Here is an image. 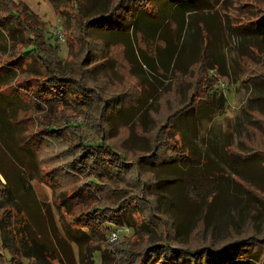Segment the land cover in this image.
I'll list each match as a JSON object with an SVG mask.
<instances>
[{
  "label": "trees",
  "instance_id": "16d2710c",
  "mask_svg": "<svg viewBox=\"0 0 264 264\" xmlns=\"http://www.w3.org/2000/svg\"><path fill=\"white\" fill-rule=\"evenodd\" d=\"M4 1L7 2L2 16L10 19L2 24V35V31L8 36L10 30L18 29L30 41L26 50L29 58L19 61L18 56L7 63L22 71L36 67L38 75L18 80L20 84L16 86L22 93L16 91V86L9 87L12 94L0 93V264H77L71 245L52 220L45 219L42 204L31 186L34 166V178L39 176L52 185L59 207L70 208L66 212L70 215L67 231H71L73 241L82 242L85 230L96 234L111 225H129V218L136 224L135 219L141 214L144 225L149 222L158 227L155 219L160 220L159 239L140 245L124 243L121 264H264V223L256 228L248 218L238 233L205 242L204 222L199 220L186 239L180 240L173 219L159 205L157 169L189 158L177 124L190 112L196 121L204 104L213 100L209 99L215 94L212 87L219 84L217 76L208 75L205 60L201 58L191 70L183 102L176 95H154L160 106L153 114L154 127L144 133L149 143L147 150L124 148L108 136L110 115L133 118L140 109L143 91L115 88L110 81L96 84V75L102 74L111 48L122 44L129 60L138 64L132 38L135 43L145 37L163 42L157 52L172 54L177 43L171 35L167 38L170 22L179 23L185 11L210 8L213 0H107L105 9L92 14L88 13L89 0H69L75 14L82 18L84 32L78 40L87 44L84 55L75 57L70 66L67 62L62 64L59 46L49 41L54 35L48 31L46 21L22 2ZM48 1L62 19L70 15L65 10V0ZM244 4V25L236 27L244 32L251 29L264 37V0ZM259 68L244 67V83L264 82V69ZM68 99L82 106H95L93 111L84 112L89 114L92 137L86 139L77 126L69 125L65 121L69 115L65 114L53 124L39 121L40 128L29 132L27 121L31 118L23 116L28 107L42 105L49 112L61 111ZM168 103L169 108L165 106ZM248 114L252 136L249 144L244 142L246 154L259 158L264 165V112L250 109ZM127 122L117 126H126ZM174 132L180 133L181 139H176ZM67 181L79 184L69 191L64 186ZM253 189L264 201V190ZM86 196L92 201L89 208L73 213L74 202L81 206L80 199ZM115 243L109 241L108 245Z\"/></svg>",
  "mask_w": 264,
  "mask_h": 264
},
{
  "label": "rangeland",
  "instance_id": "374dc122",
  "mask_svg": "<svg viewBox=\"0 0 264 264\" xmlns=\"http://www.w3.org/2000/svg\"><path fill=\"white\" fill-rule=\"evenodd\" d=\"M14 1L22 2L40 20L46 21L48 31L60 29L63 39L52 36L49 41L59 46L62 64L67 62L71 65L75 57L84 55L87 44H80L78 40L84 32L82 18L75 14L69 0H65V10L70 15H65L64 19L48 0ZM89 1L91 7L88 13L91 14L105 9L107 4V0ZM6 2L0 0V28L10 19L2 16ZM248 2L249 0H213L210 8L185 14L184 24L171 34L177 44L173 45L174 52L168 61L163 53L156 54L158 46H163L160 40L146 39L143 43L139 38L135 41V51L140 53L141 50L148 57H153V60L145 59L147 62L140 57L141 62L147 64L145 69L133 67L123 50L124 47L114 46L109 50L112 52L105 61V68L101 70L106 76L96 75V84L102 81L109 84L110 81V85L115 88L143 91L144 98L140 109L133 118L112 113L108 119V136L112 140H118L122 147L133 150L149 149L144 133L154 127L153 114L160 106L154 100V95L159 92L164 97L170 95L169 98L176 95L183 102L186 99L191 70L201 58L205 60L206 68L208 67V75L217 76L219 84L212 87L211 92L215 94L209 97L213 99L208 103L209 106L204 104L199 112L203 113L198 114L196 121L190 112L177 124L189 158L178 163L163 164L157 169L156 193L159 205L173 219L177 238L180 240L186 239L188 232L199 220L204 222L205 242L208 238L216 242L230 232L238 233L248 218L253 220L256 228L264 223V201L253 191L254 187L264 190V165L259 158L246 154L247 148L244 144H249L252 136L248 111L258 109L264 112V82L248 85L244 83L242 76V71L247 67L264 69V37L260 38L251 29L244 32L236 27L244 25L247 12L242 4L247 6ZM19 15L23 17L22 14ZM2 32L3 35L0 31V93L6 96L12 94L9 87L20 84V78L37 76L38 73L36 67L22 71L7 63L18 56L19 61L29 58L26 50L30 47V41L18 29L10 30L8 36ZM257 52H261L260 55ZM17 86L16 91L22 93ZM112 86L109 88L112 89ZM66 104L61 111L56 109L55 112L42 109V105L28 107L23 116L31 118V121H27L29 132L40 128L39 121L43 125L53 124L65 114L69 115L65 120L69 125L77 126L86 139L92 137L88 123L89 114L84 112L93 111L95 106H82L71 99ZM165 106L170 107L169 103ZM124 121H128L126 126H117ZM32 122V125H28ZM94 126L97 127L95 124ZM174 135L176 139H181L180 133L174 132ZM31 174V186L42 204L45 219L52 220L59 234L71 245L77 264H80V259L81 264H121L124 243L140 245L159 239L160 220L155 219L159 222L158 227L149 222L144 225V216L141 214L137 215L136 224L129 218V225H111L96 234L85 230L82 242L73 241L70 238L71 231H67L70 215L66 212L70 208L62 205L59 207L52 185L39 176L34 178L35 166ZM77 184L79 183L67 181L64 186L70 191ZM80 200L83 203L81 206L77 205V201L71 206L73 213L87 210L92 203L88 196ZM109 241L116 243L110 247ZM103 248L107 249L103 252ZM53 263L57 264L56 261Z\"/></svg>",
  "mask_w": 264,
  "mask_h": 264
},
{
  "label": "crops",
  "instance_id": "0c3cea01",
  "mask_svg": "<svg viewBox=\"0 0 264 264\" xmlns=\"http://www.w3.org/2000/svg\"><path fill=\"white\" fill-rule=\"evenodd\" d=\"M188 13H192V12H190V11H185V13H184V15H183V18H182V20H180V22L178 23H176V22H174V21H172V22H170V25H168V35H167V38H169V36L171 35V34H173L174 33V30L175 29H179L181 26H182V24H184V16H185V14L187 15ZM170 29L171 30H173V31H170ZM172 36V35H171ZM173 37V36H172ZM147 38H141V42H143L144 43V41L146 40ZM150 40V39H149ZM158 41V40H157ZM134 42V40L132 39V45H133V52H134V54H136V56H137V60H138V64H133V62H132V58L129 60V58H128V60L130 61V63H132L133 64V67H135V66H137V67H140L142 70L143 69H145L146 68V66H147V64L145 63V62H147L145 59H147V60H153L152 58L153 57H148L149 55H147V54H145L144 53V51H141L140 50V53L139 52H136L135 51V47H136V44L135 43H133ZM140 43V40H138V44ZM163 43V42H162ZM158 45H159V43H158ZM116 46H122V48L124 47L122 44H120V43H118ZM140 46V45H139ZM160 46V45H159ZM123 50H125V48L123 49ZM143 52V53H142ZM174 52V51H173ZM139 53V54H138ZM162 54L163 53V56L164 57H166L167 58V60L166 61H168L170 58H171V54L170 53H168V54H164V51L162 52H156V54ZM173 54V53H172ZM140 57L142 58V59H144L145 60V62H141V59H140ZM163 57V58H164ZM165 58V59H166ZM153 66V70H154V65H152ZM151 66V67H152ZM132 67V68H133Z\"/></svg>",
  "mask_w": 264,
  "mask_h": 264
},
{
  "label": "built area",
  "instance_id": "2783aa9c",
  "mask_svg": "<svg viewBox=\"0 0 264 264\" xmlns=\"http://www.w3.org/2000/svg\"><path fill=\"white\" fill-rule=\"evenodd\" d=\"M54 36H57L59 39H63V34L62 32L60 31L59 28H55L53 30L50 31ZM113 237L115 238L116 237V234L115 232L113 233Z\"/></svg>",
  "mask_w": 264,
  "mask_h": 264
}]
</instances>
